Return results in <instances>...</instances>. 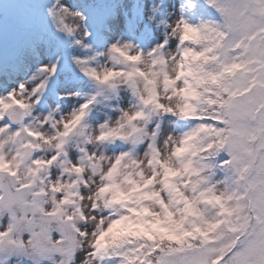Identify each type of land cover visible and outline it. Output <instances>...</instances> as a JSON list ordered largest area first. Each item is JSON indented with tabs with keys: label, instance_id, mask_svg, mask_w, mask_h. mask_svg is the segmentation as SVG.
Here are the masks:
<instances>
[{
	"label": "snow or ice",
	"instance_id": "1",
	"mask_svg": "<svg viewBox=\"0 0 264 264\" xmlns=\"http://www.w3.org/2000/svg\"><path fill=\"white\" fill-rule=\"evenodd\" d=\"M0 264H264V0H0Z\"/></svg>",
	"mask_w": 264,
	"mask_h": 264
}]
</instances>
